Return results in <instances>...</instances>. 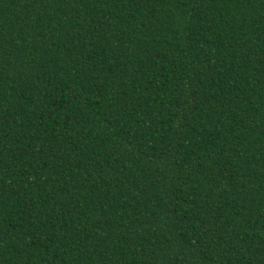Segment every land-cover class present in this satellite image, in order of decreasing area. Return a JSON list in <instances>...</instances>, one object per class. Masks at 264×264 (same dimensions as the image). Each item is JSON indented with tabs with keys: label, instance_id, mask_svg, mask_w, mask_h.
<instances>
[{
	"label": "trees",
	"instance_id": "1",
	"mask_svg": "<svg viewBox=\"0 0 264 264\" xmlns=\"http://www.w3.org/2000/svg\"><path fill=\"white\" fill-rule=\"evenodd\" d=\"M0 264H264V0H0Z\"/></svg>",
	"mask_w": 264,
	"mask_h": 264
}]
</instances>
